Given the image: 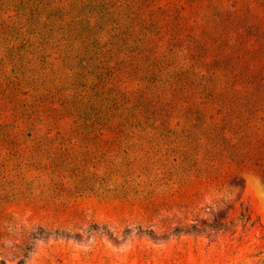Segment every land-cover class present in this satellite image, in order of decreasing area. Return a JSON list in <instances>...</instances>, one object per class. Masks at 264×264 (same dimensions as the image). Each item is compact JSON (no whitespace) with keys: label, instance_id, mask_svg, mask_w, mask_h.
<instances>
[{"label":"rangeland","instance_id":"1","mask_svg":"<svg viewBox=\"0 0 264 264\" xmlns=\"http://www.w3.org/2000/svg\"><path fill=\"white\" fill-rule=\"evenodd\" d=\"M191 1L0 0V82L25 67L23 100L56 89L75 113L85 94L83 107L106 115L143 91L157 105L150 121H123L136 133L0 138V264H264V177L210 161L198 139L220 110L213 55L247 47L226 73L248 66L263 88L264 51L234 20L235 0ZM257 1L242 0L264 21Z\"/></svg>","mask_w":264,"mask_h":264},{"label":"trees","instance_id":"2","mask_svg":"<svg viewBox=\"0 0 264 264\" xmlns=\"http://www.w3.org/2000/svg\"><path fill=\"white\" fill-rule=\"evenodd\" d=\"M195 1H191V3L193 4ZM235 4V11H230L234 20L237 16L241 22L243 21V25H246L254 36L252 39L255 46L259 48L258 50L264 51V21L258 19L259 15L251 12L250 8L249 10L246 9L242 0H235ZM261 7L264 10V3L261 4ZM219 10L226 11L222 6ZM71 34L74 33L71 32ZM202 34L205 37L203 31ZM213 41H218V36L213 38ZM143 42H146V44L150 42L147 40V36H144ZM111 45L114 48L116 46V49L120 48L118 42ZM235 45H230V48L233 49ZM221 46L222 43L218 45V47ZM226 46H229V44ZM86 47L84 46V48ZM210 47L209 44L202 45L199 46L201 52H196L191 48H189V51L190 53L193 52V55L198 58L201 54H208ZM218 47L215 49H218ZM114 48L110 49L109 52H117ZM239 48L242 52L235 50L233 55L223 52L221 56L220 51L213 55L214 66L209 68L207 72H210L214 79L213 88H209V90L215 91H212L209 96L214 102L218 103L220 110L216 112V116H209L208 120L205 119L203 127L200 129L201 136H198V139L202 140L201 147L205 148L207 153H210L208 156L210 161H212L211 153H215V155H218L215 161L253 166L264 177V102H260L264 100V87L261 88L259 83L255 81V76L252 78L251 75L242 73L248 69V66L236 68L237 73H233L232 76H228L226 73V70H232L235 62L243 63L242 60H245L244 53L247 47L240 45ZM247 51L253 54V50L248 49ZM234 53H237V55L234 56ZM197 61L199 62V60ZM201 68L202 66H197V69L200 70ZM26 70L23 67L18 73L24 74L23 76L29 81V74ZM189 71L187 69L182 72L184 78H187V75L190 74ZM140 72H146V68ZM195 74H200V76L197 78V82L193 83V86L201 87L203 83H208L209 79L200 71ZM24 77L23 79L17 77L9 84H7L8 79L5 82L3 81L5 80L4 77L0 82V102L6 111L8 110L7 114H3L0 108V138H17L32 133H43L45 135L57 133L63 136H119L137 132L133 125L129 127L123 125V121L129 122L134 119L150 121L154 119L157 113L153 109L157 106L156 103L155 105L151 104L154 100L152 96H149L151 93L147 97L145 96L147 92L143 91L138 92L141 93L139 96L112 105L111 111L106 115L103 113L106 107L103 110L99 107L95 112H89L87 105L83 107V103H87V100L80 99L85 98V94L77 95L76 99L83 103L79 104L75 101L78 107V109L75 108V113L69 108L70 105L65 92L56 89H48L45 92V88H42L43 92L29 95L28 98H33L32 102L25 101L20 97L19 89L21 83L22 87L28 86L23 81ZM143 77L147 80V76ZM148 81L165 84L163 80L149 79ZM187 81L186 79L185 82ZM239 86L241 89L238 88ZM203 88L205 89L204 86ZM89 104L90 106L93 105V100ZM121 106L123 107L120 109Z\"/></svg>","mask_w":264,"mask_h":264},{"label":"bare ground","instance_id":"3","mask_svg":"<svg viewBox=\"0 0 264 264\" xmlns=\"http://www.w3.org/2000/svg\"><path fill=\"white\" fill-rule=\"evenodd\" d=\"M258 187V186H257ZM260 187V186H259ZM254 188L256 189V191H257V193L259 194V196H260V199H261V201H262V203L264 204V191L261 189V188H256L255 186H254ZM257 194V195H258ZM259 199V198H258Z\"/></svg>","mask_w":264,"mask_h":264}]
</instances>
